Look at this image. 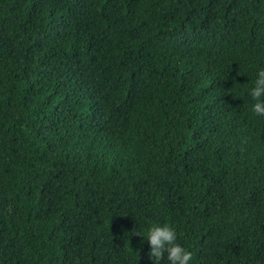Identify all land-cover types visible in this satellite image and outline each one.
I'll list each match as a JSON object with an SVG mask.
<instances>
[{
  "label": "trees",
  "instance_id": "16d2710c",
  "mask_svg": "<svg viewBox=\"0 0 264 264\" xmlns=\"http://www.w3.org/2000/svg\"><path fill=\"white\" fill-rule=\"evenodd\" d=\"M260 66L264 0H0V264H264Z\"/></svg>",
  "mask_w": 264,
  "mask_h": 264
},
{
  "label": "clouds",
  "instance_id": "9594fccd",
  "mask_svg": "<svg viewBox=\"0 0 264 264\" xmlns=\"http://www.w3.org/2000/svg\"><path fill=\"white\" fill-rule=\"evenodd\" d=\"M245 93L251 103V111L257 116H264V66L257 67L250 84L245 85ZM149 245L148 256L152 264H160L162 259L167 264H190L193 253L177 243V233L169 223L149 222L141 232ZM129 250V249H128Z\"/></svg>",
  "mask_w": 264,
  "mask_h": 264
}]
</instances>
